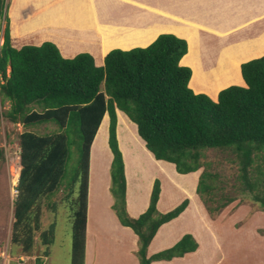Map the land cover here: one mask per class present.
Segmentation results:
<instances>
[{
	"label": "trees",
	"instance_id": "trees-1",
	"mask_svg": "<svg viewBox=\"0 0 264 264\" xmlns=\"http://www.w3.org/2000/svg\"><path fill=\"white\" fill-rule=\"evenodd\" d=\"M7 9L0 0V105L9 101L0 117L22 127L10 242L23 253H35L39 245L48 255L55 226L51 222L36 234L41 207L47 201L55 211L57 203L51 199L63 187L71 218L70 264H84L89 149L105 113L112 153L111 209L137 236L138 263L171 260L197 249V241L185 233L172 246L147 254L158 227L178 216L188 199L158 212L160 186L155 179L146 209L137 217L128 215L116 108L135 123L155 159L173 163L183 174L202 167L195 192L212 218L235 196L210 205L218 175L209 171L203 156L211 149L238 159L240 180L234 192H247L264 211V55L242 62L244 84L222 88L214 100L189 87L191 69L179 62L187 42L174 33H159L144 47L112 48L97 65L88 52L63 57L50 40L13 46ZM40 258L35 256V264H41Z\"/></svg>",
	"mask_w": 264,
	"mask_h": 264
},
{
	"label": "crops",
	"instance_id": "crops-1",
	"mask_svg": "<svg viewBox=\"0 0 264 264\" xmlns=\"http://www.w3.org/2000/svg\"><path fill=\"white\" fill-rule=\"evenodd\" d=\"M25 1L27 0H12L10 5L11 42L18 38L12 35L11 32L13 30L22 34V37L16 40L18 43L17 48L25 43L39 44L44 40H50L56 44L63 57L67 58L79 52H88L93 56L94 62L97 65H101L104 55L112 48L130 49L136 46L144 47L152 42L159 33L175 32L174 34L184 38L187 42V51L179 62L181 65H186L191 69L189 87L195 93H205L214 100L222 88L231 84H244L240 72V64L242 62L264 54L261 53L239 60V51L243 45L251 46L252 48L253 45L264 40V25L262 27L257 26L264 21V0H223L220 2L219 0L154 1L151 3L152 12L147 16L152 20L155 18L153 23L147 21L148 23L145 22L138 27L113 24V34L109 39L110 43L105 41L104 37L101 38L100 34L102 36V33L98 32L100 28L111 26L110 19L112 18L109 8L107 11L99 10V8L93 10L94 6L90 2L92 0H47V2L43 3L40 0H29L32 9L30 12L25 13L18 7ZM126 1L129 0H108L109 3H122L132 6V3ZM47 3L50 4L46 6ZM68 6L71 9H75V11L69 13L64 12L62 9L60 13L55 12L56 14L53 11H50L51 13L45 11L46 8L56 9L57 7L58 9ZM42 10L55 16V23L44 25L45 29L54 31L52 35H40L42 32L44 33V29L43 31L39 30L41 29V24L39 23H37V26L33 24L36 29H30L28 26V22H31L34 18L36 21L42 20L38 17L42 16V14L35 15ZM73 14H75V18L72 17ZM207 14H210L213 20L208 21V18L205 17ZM216 14L219 15V19L214 18ZM172 17H175L176 23L181 24L179 29L171 27L168 30L154 31V28H156L154 26H158L157 21H171ZM128 20V17L122 18L123 22ZM13 21L16 22V25L13 24ZM216 21L217 24H215ZM13 26L15 27L13 28ZM254 26L255 32L248 34L247 32L254 29ZM243 27L246 30L245 34L241 33L244 31ZM178 30H184V34L188 36L190 34L194 35L198 39L197 44L193 45L195 48L196 46L199 48L198 53L188 55L192 47L189 37L178 35ZM232 32L239 35L237 39L225 40L229 36L228 33ZM224 35L228 36L225 38ZM135 38L148 39L144 43H134L128 46L118 43L122 39L133 41ZM206 41H209V44H206ZM204 42L207 47L206 53L204 52ZM215 46L217 48L213 55H210V49ZM206 57H208V61L205 60ZM206 62H210V65L205 64ZM116 117V137L124 163L126 179L125 208L128 215L137 217L146 209L154 180L159 177L160 192L156 202L158 212L165 213L184 198L188 199L187 206L178 216L158 227L147 247V254L151 255L172 246L185 233H190L194 237L198 243L197 249L193 252L185 253L181 257H174L171 260H156L150 264H218L217 262L219 264H228L225 261L226 257L223 261H217L212 256L222 252L220 251L222 245L220 243L221 235L214 232L207 225V221L206 225H204V213L207 214V212L195 192L199 169L184 174L178 173L173 163L155 159L153 154L145 147L144 141L139 137L135 123L117 108ZM108 120V114L105 113L89 149L84 264H89L87 262L89 244L93 236L96 235L112 238L116 243L122 244V247H125L127 252L135 253L137 249V236L129 227L119 223L111 209L113 199L109 192V168L112 153L107 142ZM102 124L103 127L100 128ZM99 132H101V140L98 139L96 141ZM138 149L143 151V160L147 162V167H143L142 158L137 153ZM125 152L129 155L128 159L125 158ZM163 180L167 184V188H165ZM214 219L217 218H210L208 222H213L212 220ZM222 249L224 250L223 247ZM208 251L211 252L210 256L207 254ZM225 253L224 255L226 256Z\"/></svg>",
	"mask_w": 264,
	"mask_h": 264
},
{
	"label": "rangeland",
	"instance_id": "rangeland-1",
	"mask_svg": "<svg viewBox=\"0 0 264 264\" xmlns=\"http://www.w3.org/2000/svg\"><path fill=\"white\" fill-rule=\"evenodd\" d=\"M40 1L42 3L47 2V0ZM154 1L161 2L160 0L126 1L132 3V6H127L126 4L122 3H109L108 0H92L90 2L94 6L93 10H95V8H99V10L103 9L107 11L109 8L112 18L110 19L111 26L108 28L104 27L103 29L100 28L98 29V32L102 33L104 40L110 43L109 39L113 34V24L138 27L142 26V24L147 21L153 23L155 18L152 20L147 16L152 12L151 3ZM220 1L223 0H219V2ZM6 2L9 5L7 9V16L9 18V25L11 28L10 5L12 4V0H5V3ZM49 4L50 3H47L46 6ZM18 7H20V10L25 13L30 12L32 9V5L29 0L23 2ZM62 9L64 12L69 13H73L75 11V9H71L69 7H60L57 10L55 8H46L45 11L60 13ZM45 11L42 10L35 15L37 16L39 13L43 14ZM214 16V18L219 19L218 14ZM72 17L75 18V14H73ZM122 17H128L129 20L127 22H123ZM205 17L208 18V21L213 20V17L210 14L205 15ZM35 23L33 20L28 22L29 28L33 29L35 27L34 29H36L38 22L36 21ZM156 23H158V26H154L156 27L154 28V31L168 30L171 27H174V29H179L181 27V24L175 22V17H172L171 21H157ZM4 24L5 21H2V27ZM215 24H217V21ZM263 25L264 21H262V23L257 26L262 27ZM39 30L43 31V28L41 27ZM243 30L244 31L241 33L245 34V27H243ZM177 32L178 35L181 34L187 36V38L189 37V42L191 43L192 47L188 55L198 53L199 48L197 46L196 48L193 46L197 44L198 39L195 38L194 35L190 34L188 36L184 34V30H178ZM254 32L255 26L254 29L249 30L247 33L252 34ZM11 33L14 36L13 31ZM20 34L21 32L16 37H22V34ZM228 35H224L225 38L228 36L225 40H236L237 36H239L234 32L228 33ZM147 39L148 38H146V40ZM2 40V31H0V43ZM16 40L12 41V44L15 45V47L18 44ZM146 40L139 38H135L133 41L122 39L119 40L118 43L123 46H128L134 43H144ZM206 44H209V41H206ZM203 46L204 52L206 53L207 47L205 42L203 43ZM216 48L217 46L211 48L209 54L213 55ZM261 53H264V40L256 45H253L252 48L251 46L243 45L239 51V60ZM205 60L208 61V57H206ZM205 64L210 65V62H206ZM7 108H9V101L6 100L2 105H0V109L5 110ZM102 127L103 124L100 128ZM51 128L52 127L48 126L47 129ZM42 130L43 128L39 129V131ZM21 131V124L18 122L13 123L11 121H7L3 117H0V264H14L15 260H17L19 257L24 259V264H35V256L41 257V264H70L71 218L69 216L68 207L66 206L67 203L64 200V195L66 192L63 190V187H61L59 191H57L52 196L51 200L57 203L55 211H51L50 208L46 206L47 201H43L41 207L39 219L40 229L36 232V234L39 233L41 229L46 228L51 222H53L55 226L54 239L53 243L48 248V255H43L39 245H36L35 253H23L18 246L13 245L10 242L11 224L13 221V200L17 194L15 190L11 193V180H14V177L19 170L18 152L19 133ZM98 139L101 140V132L98 133L96 141ZM137 153L142 158L143 167H147V162L143 160V151L138 149ZM128 157V153L125 152V158L128 159ZM237 160L238 159L231 154L215 149L207 150L205 152V156H203V161L208 163L207 167L209 171L218 175L215 178L217 191L215 194H213V201L209 202L210 205L216 206L225 198L232 195L235 196V199L222 208L220 213L216 215L217 219L212 220L213 222H208V220L210 218L212 219V217L208 213H204V225H206L207 221V225L211 227L214 232L221 235L220 243L222 245L220 251L222 252H218V255L212 256L214 257V260L217 259V261H223V259L226 257L225 261H227L228 264H264V232L262 231V229L264 230V211L260 210L258 203L252 200L250 196H248L247 192H240L239 190L236 193L234 192L236 189L235 186L238 185V181L240 180L238 177L239 164ZM201 169L202 167L199 168L197 172L198 174L201 173ZM158 179L160 180V177ZM16 180L17 178H15V182ZM162 182L164 183L165 188H167L165 181L163 180ZM197 182L195 185H197ZM222 247L225 251L222 249ZM224 252H226V256L224 255ZM207 254L210 256L211 252L208 251ZM27 258H30L28 263ZM87 262L89 264H137L138 258H136L134 252H127V249L122 247V244L116 243V241L112 238L103 235H96L93 236L91 243L89 244ZM217 263L219 264V262Z\"/></svg>",
	"mask_w": 264,
	"mask_h": 264
},
{
	"label": "bare ground",
	"instance_id": "bare-ground-1",
	"mask_svg": "<svg viewBox=\"0 0 264 264\" xmlns=\"http://www.w3.org/2000/svg\"><path fill=\"white\" fill-rule=\"evenodd\" d=\"M17 1V0H16ZM72 4V3H71ZM69 8H70V6H68ZM128 9V8H127ZM126 9V10H127ZM54 10V9H53ZM56 10H57V7H56ZM130 11V10H129ZM50 13V12H49ZM49 13H46V12H44L43 14H42V16H38V17H40L42 20H38L37 22L39 23V24H41V27L44 29V33L42 32L40 35H45V34H48V35H52V33L54 32V31H52L51 29H45V27H44V25H47V24H51V23H55V16H54V14H52V15H50ZM53 13V12H52ZM55 13V12H54ZM56 14V13H55ZM123 16V15H122ZM123 18V17H122ZM35 19V18H34ZM34 19H33V22L35 23L36 21H34ZM11 20V19H10ZM13 24L14 25H16V22L15 21H13ZM25 24V23H24ZM36 24V23H35ZM26 25H27V22H26ZM31 25V24H30ZM33 26V25H32ZM15 26H13V28H14ZM51 27V26H50ZM35 28V27H34ZM33 28V29H34ZM27 29H28V26H27ZM78 30V29H77ZM72 31V30H71ZM81 31V30H80ZM37 32V31H36ZM20 32H18V31H16V30H13V34L15 35V36H17L18 34H19ZM37 34V33H36ZM72 34V33H71ZM21 35V34H20ZM100 37L101 38H103L102 36H101V34H100ZM33 38H35V37H33ZM38 38V37H37ZM39 39V38H38ZM18 40V39H17ZM42 40V39H41ZM235 63V62H234ZM17 175H18V173H16V175H15V177H14V180L12 181V183H14L15 182V178H17Z\"/></svg>",
	"mask_w": 264,
	"mask_h": 264
},
{
	"label": "clouds",
	"instance_id": "clouds-1",
	"mask_svg": "<svg viewBox=\"0 0 264 264\" xmlns=\"http://www.w3.org/2000/svg\"><path fill=\"white\" fill-rule=\"evenodd\" d=\"M2 43V42H1ZM1 43H0V45H1ZM264 55V54H263ZM259 57V56H258ZM250 60V59H249ZM19 171H20V164H19V170H18V175H17V180H16V184L14 185L13 183H12V180H11V193H12V191H16L17 192V189H16V186H17V182H18V177H19Z\"/></svg>",
	"mask_w": 264,
	"mask_h": 264
},
{
	"label": "built area",
	"instance_id": "built-area-1",
	"mask_svg": "<svg viewBox=\"0 0 264 264\" xmlns=\"http://www.w3.org/2000/svg\"><path fill=\"white\" fill-rule=\"evenodd\" d=\"M24 259H22L21 257H19L17 260H15L14 264H24L23 263Z\"/></svg>",
	"mask_w": 264,
	"mask_h": 264
}]
</instances>
